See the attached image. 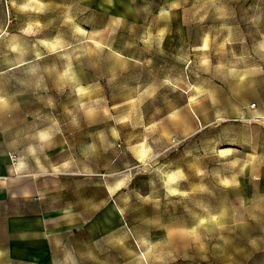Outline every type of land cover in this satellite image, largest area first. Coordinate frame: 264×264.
Segmentation results:
<instances>
[{
    "label": "rangeland",
    "instance_id": "1",
    "mask_svg": "<svg viewBox=\"0 0 264 264\" xmlns=\"http://www.w3.org/2000/svg\"><path fill=\"white\" fill-rule=\"evenodd\" d=\"M57 140L129 264H264V0H0V144Z\"/></svg>",
    "mask_w": 264,
    "mask_h": 264
},
{
    "label": "crops",
    "instance_id": "2",
    "mask_svg": "<svg viewBox=\"0 0 264 264\" xmlns=\"http://www.w3.org/2000/svg\"><path fill=\"white\" fill-rule=\"evenodd\" d=\"M58 140L24 152L0 144V264H129L112 178L66 162Z\"/></svg>",
    "mask_w": 264,
    "mask_h": 264
}]
</instances>
